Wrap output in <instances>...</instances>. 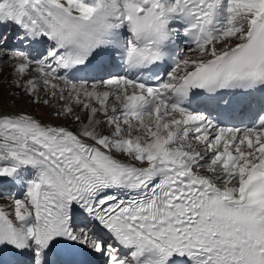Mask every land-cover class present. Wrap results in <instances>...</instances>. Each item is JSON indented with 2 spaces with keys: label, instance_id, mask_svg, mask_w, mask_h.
<instances>
[{
  "label": "snow or ice",
  "instance_id": "1",
  "mask_svg": "<svg viewBox=\"0 0 264 264\" xmlns=\"http://www.w3.org/2000/svg\"><path fill=\"white\" fill-rule=\"evenodd\" d=\"M0 60L72 121L0 102V183L19 192L0 205V254L264 264V99L242 126L190 100L264 94V0H0Z\"/></svg>",
  "mask_w": 264,
  "mask_h": 264
},
{
  "label": "rangeland",
  "instance_id": "2",
  "mask_svg": "<svg viewBox=\"0 0 264 264\" xmlns=\"http://www.w3.org/2000/svg\"><path fill=\"white\" fill-rule=\"evenodd\" d=\"M18 43L12 39L9 40V47H18ZM25 51V49H23ZM12 61L9 60H0V69H3V66L10 65ZM0 70V77L1 72ZM8 79H1L0 78V84L1 86H5V91L7 95V103L12 108H17L18 110H24L30 113H33L37 117L41 119H49L57 124H64L71 126L72 121L67 118L57 117L54 114H51L53 112V109L57 106V101L55 98H50L49 104H44L43 101L47 97L44 96V93H39L40 100L38 103H33L31 100V97L27 94H25L21 89L17 88L14 83H11ZM15 93V95H13ZM11 194H15L17 197H19V192L16 188V186L10 184L9 182L5 181L2 184H0V205H7L9 203L8 197ZM76 229L79 231L81 229L88 230L92 229L93 231H98L94 228V226L91 224V222L83 217L80 216L78 219V222L75 224Z\"/></svg>",
  "mask_w": 264,
  "mask_h": 264
},
{
  "label": "bare ground",
  "instance_id": "3",
  "mask_svg": "<svg viewBox=\"0 0 264 264\" xmlns=\"http://www.w3.org/2000/svg\"><path fill=\"white\" fill-rule=\"evenodd\" d=\"M8 46H9V43H8ZM26 51H29V49L26 50ZM32 53H33V55H35L36 54L35 53V50H32ZM10 65L3 66V69L1 71L2 72L1 73V77H0L1 79H8V80H10V78H12V75H11V71L12 70L10 68ZM5 89H6L5 86H1V84H0V102H2L8 108V110H10V111H20L17 108H12V107H10L8 105V103H7V95H6ZM46 120H49V119H46ZM0 184H2V183H0Z\"/></svg>",
  "mask_w": 264,
  "mask_h": 264
}]
</instances>
